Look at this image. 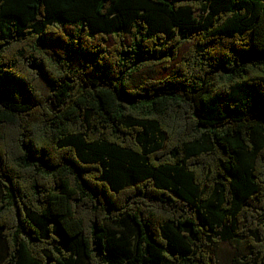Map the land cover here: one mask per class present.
Returning <instances> with one entry per match:
<instances>
[{
    "label": "trees",
    "instance_id": "16d2710c",
    "mask_svg": "<svg viewBox=\"0 0 264 264\" xmlns=\"http://www.w3.org/2000/svg\"><path fill=\"white\" fill-rule=\"evenodd\" d=\"M0 264H264V0H0Z\"/></svg>",
    "mask_w": 264,
    "mask_h": 264
}]
</instances>
